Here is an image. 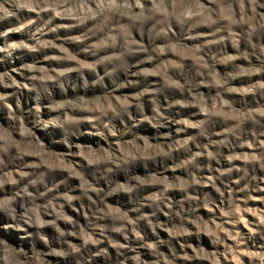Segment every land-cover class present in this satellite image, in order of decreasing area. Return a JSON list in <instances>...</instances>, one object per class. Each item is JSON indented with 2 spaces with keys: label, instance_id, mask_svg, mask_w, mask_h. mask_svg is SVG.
Listing matches in <instances>:
<instances>
[{
  "label": "rangeland",
  "instance_id": "rangeland-1",
  "mask_svg": "<svg viewBox=\"0 0 264 264\" xmlns=\"http://www.w3.org/2000/svg\"><path fill=\"white\" fill-rule=\"evenodd\" d=\"M0 264H264V0H0Z\"/></svg>",
  "mask_w": 264,
  "mask_h": 264
}]
</instances>
